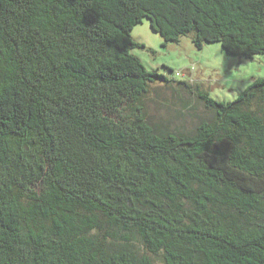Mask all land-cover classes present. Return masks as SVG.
<instances>
[{
  "label": "trees",
  "instance_id": "obj_1",
  "mask_svg": "<svg viewBox=\"0 0 264 264\" xmlns=\"http://www.w3.org/2000/svg\"><path fill=\"white\" fill-rule=\"evenodd\" d=\"M144 18L264 53V0H0V264H264V78L159 132Z\"/></svg>",
  "mask_w": 264,
  "mask_h": 264
},
{
  "label": "rangeland",
  "instance_id": "obj_2",
  "mask_svg": "<svg viewBox=\"0 0 264 264\" xmlns=\"http://www.w3.org/2000/svg\"><path fill=\"white\" fill-rule=\"evenodd\" d=\"M132 35L145 45L132 48L145 67L176 80L169 83L156 78L141 102L148 121L159 132L192 133L199 123L214 118V110L199 97L197 84L212 98L230 101L255 79L264 78V53L251 58L230 54L219 41L199 48L193 41L194 31L182 35L178 42L165 43L147 18L134 27ZM179 79L187 80L191 86L180 84ZM131 109L127 105L123 114ZM134 242L141 247L138 240Z\"/></svg>",
  "mask_w": 264,
  "mask_h": 264
}]
</instances>
